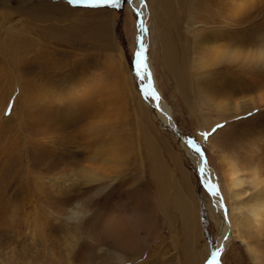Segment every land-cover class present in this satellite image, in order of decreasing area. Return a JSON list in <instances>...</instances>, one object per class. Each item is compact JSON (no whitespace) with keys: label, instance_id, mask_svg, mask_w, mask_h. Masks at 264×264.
<instances>
[{"label":"rangeland","instance_id":"1","mask_svg":"<svg viewBox=\"0 0 264 264\" xmlns=\"http://www.w3.org/2000/svg\"><path fill=\"white\" fill-rule=\"evenodd\" d=\"M137 1L148 13L145 55L162 103L200 148L223 209L231 211L212 148L234 153L248 170L251 157L261 159L259 96L234 98L244 107L225 105L229 93L251 88L249 78L258 73L211 66L212 52L196 41L246 16L238 22L243 28L228 31L248 43L252 25L254 31L264 21V0ZM238 5L252 7V15L231 17ZM135 9L133 0L119 7L0 0V264H113L120 246L129 264H199L207 249L215 252L221 216L135 75ZM260 163L255 179L263 186ZM89 164L97 166L99 181L82 173ZM237 212L234 226L228 217L231 237L218 264H253L242 241L259 250L264 264V236ZM141 225L149 227L147 236Z\"/></svg>","mask_w":264,"mask_h":264},{"label":"bare ground","instance_id":"2","mask_svg":"<svg viewBox=\"0 0 264 264\" xmlns=\"http://www.w3.org/2000/svg\"><path fill=\"white\" fill-rule=\"evenodd\" d=\"M133 4L136 7L135 10L139 14V24H138V30L139 31H138V35H136V37H137L136 38V49H137V52L141 53L139 58L135 57L137 60V63H136L137 72H139V75L137 73L135 75L141 77L144 80L143 83H145L146 87L148 88L150 95L155 99V101L153 100L154 103L156 102L155 107L159 110V112L157 111L156 113H157L158 119L160 121H162V125L167 130L176 134L178 139H180L181 144H182L183 148L185 149L187 156L189 157V159H191V162L193 163L194 167L196 168V170L199 173V177H200V180H201L203 187L207 190V192H208V194L212 200V206H213L214 211L216 213H218V215L221 216V223H220L221 225L219 226L220 227V235H219V238L216 242L217 248L214 252L215 255H210L209 254L210 250L207 249V251L205 252V257L199 261V264H218V261L220 260V257L222 256L223 251H225V246L228 242L227 238L231 237L229 235V231H231L230 230L231 228H230V224L228 221V217H229V220L231 222V225L234 226L233 224H235L237 222L236 220H238V218H239L238 217L239 215L237 216V214L235 213L236 210L239 211V212H237L238 214L239 213H240V215L244 214V215H246V217L253 219V222L255 223L254 226L257 227L256 229H258L259 234H262L264 236V185L261 186V184L258 183L257 180L255 179L259 173L257 163H260V162L256 163V161H258V160L261 161L260 165L264 171V140L262 143L263 145L260 149V158L261 159H258L256 157H251V162H253V166L251 167L252 170H250V169L248 170L246 168V167L249 168L250 166H247V165L242 164V163L240 164L239 157L235 156L234 153L230 154V156H229L226 153H224V151H222V150H214V147L216 145L212 148V150H213L212 152L216 155V159L218 161V164L221 166L223 180H224L225 186H226V188L230 194L229 198H230V201L232 204L231 205L232 207L230 206L231 211L224 210L223 205H222L223 204L222 196L220 195L219 192L216 191L217 188L213 187V185H215V183H214L215 177H213L212 172L208 171L207 164H206V161L203 159L202 153L201 152L197 153L196 151H194L193 149H191L188 146L187 141H189L190 139L185 137L174 126V124L170 120V109L166 106V104L164 105L162 103L160 93L156 89V86H155L156 82L153 78L152 68L150 67V65H147L148 62L146 60L147 58L145 55L144 29H145V25H146V20L148 18L147 9L146 8L143 9V4L140 1L133 0ZM241 6L242 5L237 6L239 8H236L237 9L236 12H235L236 9H234L233 12L231 11L232 13L235 14V15H231V17L238 18V16L246 15L250 11V9L252 8V7H247V10H246L245 7H243V6L241 7ZM262 11H263V9H261V12ZM249 13L251 16L252 13L251 12H249ZM209 14H210V12H209ZM211 17H213V16H211ZM244 17H246V16H244ZM244 17H242V19H239V21L237 20L238 25L236 24V25L232 26L231 24H229L228 27H233V29L230 28L231 31L233 30L232 33L237 32L236 30L238 28H243V23H238V22H241L244 19ZM194 19H195V17L193 16L191 18V20L194 21ZM208 19H209V17H208ZM211 22H213V21H211ZM195 23L193 25H196ZM198 23H200V21ZM209 23H210V21H209ZM204 24H205V26H207L208 23L203 20L202 25H204ZM258 26L262 30H260L258 28ZM258 26L253 31L254 27L252 25V30H251L252 35H250V34L249 35L253 36V37H249L248 43H245L241 39L232 40V37H231L232 34L231 33L229 34L230 31H228L230 29H224L221 32L219 31L217 33H213V35L210 39H207V37L206 38L202 37L201 39L196 41V46L198 49H201L200 48V46H201V47H204L205 49H207L208 51L212 52V53H210L211 59H209V64L211 66H218L220 64L225 63V66L223 67V69L225 70L227 68L229 70V68H232L233 74L235 71L234 68H236L237 70L239 69L240 71L248 69V71L250 70L251 73H258L257 76H254V77L251 76L249 78V79H251V83H250L251 88L247 89V91L246 90H238L241 94L236 95L234 97H231L230 96L231 93H229V99L225 104L226 107H232V108H236V107L238 108L239 106L244 107V101L243 102H237L236 101L237 103L236 104H234V103H235V99H237L238 96L243 98L246 95L245 93H247V94L248 93H256L257 96H259L257 99L256 105L264 107V93H263L264 92V40L263 39L262 40L260 39V41L258 40V38L264 37V35H261V34H264V21L260 22L258 24ZM199 33L200 32L198 31L197 34H199ZM201 33H202V31H201ZM255 38L258 41H256ZM228 42H230V43H228ZM252 46H255L254 47L255 49L252 48ZM222 52H223L224 56L221 55ZM202 54L204 55L203 51H202ZM172 57H174V55ZM172 57L169 55L168 59L170 61H172L173 60ZM173 63L174 62H172L171 64H173ZM139 69H141V70H139ZM175 69H177V66ZM235 73L239 74L237 72H235ZM244 74H246V73H244ZM145 80L146 81L148 80V82H146ZM234 90H235V87L233 89H229V91H231V92L232 91L235 92ZM261 92L263 94H261ZM223 96H225V95H223ZM233 101H234V103H233ZM245 105H246V102H245ZM149 106H151L154 109V104L149 102ZM3 113H4V110L2 111V114ZM1 117H3V116H1ZM205 120H206V122H208L207 119H205ZM206 126H205V128L208 129ZM208 127H210V126L208 125ZM205 128H203V129H205ZM202 133H205V131L200 132L199 136L201 138H204V136L201 135ZM208 141H210V140H208ZM108 147H110V146H108ZM93 157H95V156H93ZM96 160H97V158H96ZM87 162H93V161H92V159L88 158ZM90 165L91 164H89V166ZM251 165H252V163H251ZM91 166L88 167L89 169L85 168L86 170L82 171V173H85L87 179H89L91 182H96L97 179L99 181V177H100L99 173L100 172L96 169L97 166H96V168L93 167L94 169L91 168ZM86 177H84V178H86ZM101 177H102V175H101ZM89 180H87V181H89ZM209 188L212 189V193H214V194H212L208 191ZM141 226H142V227H140L141 231L147 232V233H145V235L147 236V234L150 232L149 227L144 226V225H141ZM132 228H133V226H132ZM108 239H109V244L112 245V241H114V239L113 238H112V240L110 238H108ZM110 241H111V243H110ZM242 244L245 246L248 254L251 256L252 263L253 264H260L261 259H260V255L258 254L259 250L257 252L256 249L248 247L245 244V242H243V241H242ZM122 250H123L122 246L117 248L116 253L114 254V258H113L114 259L113 264H124V263L129 264L130 262H133V259H129L128 257H125L122 254Z\"/></svg>","mask_w":264,"mask_h":264},{"label":"snow or ice","instance_id":"3","mask_svg":"<svg viewBox=\"0 0 264 264\" xmlns=\"http://www.w3.org/2000/svg\"><path fill=\"white\" fill-rule=\"evenodd\" d=\"M69 4H86V5H90V6H96L99 4H105V5H110L112 7H119V3L120 0H68ZM136 57L139 58L141 53L140 52H136L135 53ZM139 75V73H137ZM145 95H149L147 92L145 93ZM154 95V94H153ZM217 127H221L220 125H217ZM201 135L206 136L207 133H202ZM188 146L193 149L194 151H196L197 153H200V148L196 146L195 142H193L192 140L187 141ZM208 191L210 193H212V189L209 188ZM214 194V193H212ZM213 255H215V253H213Z\"/></svg>","mask_w":264,"mask_h":264},{"label":"water","instance_id":"4","mask_svg":"<svg viewBox=\"0 0 264 264\" xmlns=\"http://www.w3.org/2000/svg\"><path fill=\"white\" fill-rule=\"evenodd\" d=\"M70 219H73V218H70Z\"/></svg>","mask_w":264,"mask_h":264}]
</instances>
